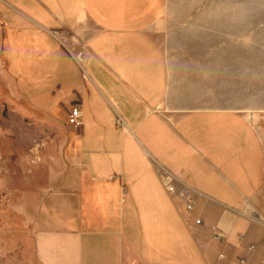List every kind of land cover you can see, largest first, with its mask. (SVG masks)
I'll return each mask as SVG.
<instances>
[{
    "label": "crops",
    "instance_id": "1",
    "mask_svg": "<svg viewBox=\"0 0 264 264\" xmlns=\"http://www.w3.org/2000/svg\"><path fill=\"white\" fill-rule=\"evenodd\" d=\"M167 2L0 0V110L47 125L68 162L34 186L36 264H264V0L196 11L197 57L153 37Z\"/></svg>",
    "mask_w": 264,
    "mask_h": 264
},
{
    "label": "rangeland",
    "instance_id": "2",
    "mask_svg": "<svg viewBox=\"0 0 264 264\" xmlns=\"http://www.w3.org/2000/svg\"><path fill=\"white\" fill-rule=\"evenodd\" d=\"M231 6L235 8L236 4H226L225 0H168L151 33L166 54L192 52L197 57L199 51L193 52L190 40L184 39L183 28L194 23L196 11L232 9ZM184 48L191 51L185 52ZM22 115L17 110H7L4 116L0 110V264H36L32 261L31 232L37 201L34 186L44 182L47 167L51 185L60 173L64 176L68 164L63 149L59 161L51 158L57 152V137L48 126ZM248 117L254 125L264 122V114L250 112Z\"/></svg>",
    "mask_w": 264,
    "mask_h": 264
},
{
    "label": "built area",
    "instance_id": "3",
    "mask_svg": "<svg viewBox=\"0 0 264 264\" xmlns=\"http://www.w3.org/2000/svg\"><path fill=\"white\" fill-rule=\"evenodd\" d=\"M50 34L57 38L59 37V33L56 30L50 31ZM64 43L66 44V49L68 52L72 55L76 63L79 65L83 61V50L81 47H77L74 44V41L63 38ZM66 124L71 128H79L81 126V110H80V104L76 103L74 104L69 112L66 115ZM117 125H121V122L119 119L116 120ZM162 182L164 183L165 190L170 193L171 195H174L177 199L181 200L183 202L184 210L191 211L194 208L195 204V194L191 192L190 190L183 189L180 191H176L174 185H172V180L168 179L167 176H162ZM200 220L198 218H195L193 220V224L197 225L199 224ZM221 236L219 234H213L212 239H220ZM248 249H252V246L248 247ZM219 257H222V255H219Z\"/></svg>",
    "mask_w": 264,
    "mask_h": 264
},
{
    "label": "bare ground",
    "instance_id": "4",
    "mask_svg": "<svg viewBox=\"0 0 264 264\" xmlns=\"http://www.w3.org/2000/svg\"><path fill=\"white\" fill-rule=\"evenodd\" d=\"M246 212L249 214V215H252L254 218H257L256 214L251 211L249 208L246 209Z\"/></svg>",
    "mask_w": 264,
    "mask_h": 264
},
{
    "label": "trees",
    "instance_id": "5",
    "mask_svg": "<svg viewBox=\"0 0 264 264\" xmlns=\"http://www.w3.org/2000/svg\"><path fill=\"white\" fill-rule=\"evenodd\" d=\"M32 255H33L32 261H33L34 263H36L35 256H34V254H32Z\"/></svg>",
    "mask_w": 264,
    "mask_h": 264
},
{
    "label": "flooded vegetation",
    "instance_id": "6",
    "mask_svg": "<svg viewBox=\"0 0 264 264\" xmlns=\"http://www.w3.org/2000/svg\"><path fill=\"white\" fill-rule=\"evenodd\" d=\"M1 114L3 115V112H2V110H1Z\"/></svg>",
    "mask_w": 264,
    "mask_h": 264
}]
</instances>
